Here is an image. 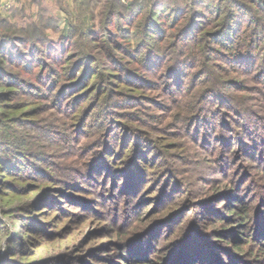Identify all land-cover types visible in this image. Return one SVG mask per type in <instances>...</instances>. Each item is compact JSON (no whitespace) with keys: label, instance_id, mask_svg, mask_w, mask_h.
Listing matches in <instances>:
<instances>
[{"label":"rangeland","instance_id":"1","mask_svg":"<svg viewBox=\"0 0 264 264\" xmlns=\"http://www.w3.org/2000/svg\"><path fill=\"white\" fill-rule=\"evenodd\" d=\"M56 1L40 0V7L57 16L56 25L61 27L60 20L65 19V15L58 14ZM127 1L122 0L123 3ZM63 3L70 5L72 0H63ZM9 7L10 4L1 11H9ZM89 52L105 59L99 49ZM69 63L55 65L53 70L60 74L62 67L67 68ZM98 70L105 72L104 68ZM221 74L227 99L232 100L234 96L246 109L241 119L229 114L224 98L220 99V105L214 101V106L207 102L205 94L198 104L199 112L198 109L192 112L193 104L189 99L202 90L200 88L206 86L207 81L204 86L200 83L193 86L196 88L185 97L183 106L166 101V98L155 106L149 97L159 98L161 91L146 89L140 104L127 110L118 108L119 112L110 117V126L106 127L102 118L95 115L99 109L95 102L98 96L90 105L93 96L75 103L72 99L77 95L75 91L61 94L55 102L58 90L45 89L46 101L39 99L35 105L41 107L39 112L42 113L30 118L29 121L36 124L30 125L29 131L26 129L24 146L18 150L27 151L38 146L36 150L48 153L50 165L34 160L36 164L40 162L47 177L40 175L37 179L33 176L10 181L18 190L15 196H8L6 189L0 193V257L4 256L0 263L12 264L10 259L19 251L21 253L14 258L15 264H46L49 261L56 264H127L120 259V254L129 257L132 264H141L136 256L132 258L129 254L139 252L147 259L163 258L167 251L175 252L185 239L193 249L204 250L192 264H254L256 259L263 264L264 97L260 96L259 80L251 73ZM191 77L187 75L186 85ZM81 115L86 119L82 123L86 126L84 134L82 126H76V119ZM137 116L144 118L146 123H135ZM122 123L139 127L137 139L148 137V145L154 146V151L141 154V159L140 154L133 153V143L130 145L126 136L117 151L119 147L110 143V135L120 136L122 131L118 124ZM37 125L42 128L47 125V140L42 138ZM18 130L10 134L4 132L0 140L13 142L12 139L18 138L23 131ZM63 132L66 140L59 136ZM114 150L119 155L112 163L130 159L129 166L136 164L147 169L143 177L126 183L123 177L126 170L116 171L117 168L114 173L107 171L102 176L103 169L97 163H105L102 153ZM92 163L93 167H86ZM90 168H93L91 175L86 172ZM115 178L119 185L115 183L114 188L108 189L109 180ZM106 184L107 190L99 188ZM39 201L49 205L44 206ZM235 207L241 217L235 214ZM28 215H33L37 221L38 231L26 233L32 236L29 239L20 235L26 244L19 240L10 243V234L20 231L21 220ZM193 249L190 254L194 255L197 250ZM212 256L218 260H212Z\"/></svg>","mask_w":264,"mask_h":264},{"label":"trees","instance_id":"2","mask_svg":"<svg viewBox=\"0 0 264 264\" xmlns=\"http://www.w3.org/2000/svg\"><path fill=\"white\" fill-rule=\"evenodd\" d=\"M55 6L58 14L65 15V19L60 20L61 27L56 25L57 16L49 14L47 8L40 7V0H11L9 11L6 12L1 11L3 6L0 4V138L4 132L10 134L17 133L19 128L23 130L18 138L12 139L13 142L3 143L0 140L1 194L6 189L8 196H15L18 190L10 181L33 176L37 179L45 175L40 162L50 165L48 153L36 150L38 146L27 151L18 150L23 148L21 145L27 135L26 129L36 124L29 121L30 118L42 113L39 112L41 107L35 105L39 99L46 101L45 89L58 90L55 102L59 101L61 94L64 96L75 91L77 95L72 97L75 103L93 96L90 105L98 96L95 102L99 109L95 115L102 118L105 127L110 126V117L119 112L118 108L127 110L140 104L142 92L146 89L161 91V97H149L155 106L163 103V98L183 106V100L193 93L197 83L204 86L206 81L207 85L189 99L193 104L192 112L197 109L199 112L197 107L205 94L204 98L214 106L216 103L220 105V99L224 98L229 114L241 119L246 109H243L242 103L236 102L234 96L232 100L227 99V88H224L221 72L251 73L253 78L259 80L260 96L264 97V0H128L126 3L122 0H72L70 5L57 0ZM48 31L51 33L47 34ZM51 34L57 36L52 37ZM94 49L101 50L105 59L91 55L89 51ZM69 61L67 68L62 67L63 73L53 70L55 65L67 64ZM99 68H104L105 72L99 71ZM189 74L192 77L186 85ZM63 78L65 81L60 85ZM46 80L48 83L45 84ZM132 90L141 93L136 94ZM117 94L123 97L119 98ZM45 101L43 104L46 108ZM84 120L83 115L76 119V126H82L83 134V128L86 127L82 124ZM134 121L142 125L146 123L141 116H137ZM118 125L122 131L120 136L112 132L110 135V143L119 147L117 151L125 142L124 136L130 145L133 143V153L140 154V158L141 154L154 151V146L148 145V137L137 139L139 127L123 123ZM44 126H40L39 131L42 138L47 140L48 127ZM59 136L66 140V133ZM118 155L116 150L102 153L105 163L95 164L103 169L100 172L102 176L107 171L114 173L117 168L116 171L126 170L123 175L126 183L131 184V181L143 177V171L147 169L143 170L136 164L129 166L130 159L117 161L122 165L112 163ZM35 159L40 162L36 164ZM93 164L86 167H93ZM91 169L86 171L87 174H93ZM109 181L111 184L107 183L110 184L108 189L114 188L115 183L119 185L116 178ZM107 184L99 188L107 190ZM237 209L235 207V211L232 210L241 217ZM34 220L33 215L21 220L22 227L18 233L10 234V243L19 240L26 244L20 235L24 234L29 239L32 236L26 233L38 231L37 221ZM187 243L184 239L175 252L167 251L163 258L152 256L147 259L139 252L129 256H136L141 264H192L204 250L199 247L193 249ZM191 249L197 250V253L190 254ZM19 253H14L16 256L13 257ZM124 253H127L126 250ZM248 254H252V251ZM120 255L122 261L132 264L129 257ZM0 258L3 262L4 256ZM14 258L10 259L12 264L17 263ZM214 259L218 260L212 256ZM257 261L259 259L252 263L259 264ZM46 264L56 263L49 261Z\"/></svg>","mask_w":264,"mask_h":264},{"label":"crops","instance_id":"3","mask_svg":"<svg viewBox=\"0 0 264 264\" xmlns=\"http://www.w3.org/2000/svg\"><path fill=\"white\" fill-rule=\"evenodd\" d=\"M11 2V0H0V4L3 6L5 3Z\"/></svg>","mask_w":264,"mask_h":264},{"label":"built area","instance_id":"4","mask_svg":"<svg viewBox=\"0 0 264 264\" xmlns=\"http://www.w3.org/2000/svg\"><path fill=\"white\" fill-rule=\"evenodd\" d=\"M9 4H10L9 2L5 3V4L3 5V7H8Z\"/></svg>","mask_w":264,"mask_h":264}]
</instances>
